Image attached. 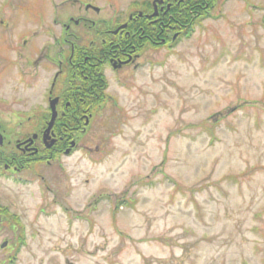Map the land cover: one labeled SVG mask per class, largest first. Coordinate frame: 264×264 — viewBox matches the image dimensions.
<instances>
[{
	"label": "rangeland",
	"instance_id": "1",
	"mask_svg": "<svg viewBox=\"0 0 264 264\" xmlns=\"http://www.w3.org/2000/svg\"><path fill=\"white\" fill-rule=\"evenodd\" d=\"M137 1L0 0V36L62 32L54 17L114 24ZM216 2L175 45L107 71L71 153L0 180L27 226L12 264H264V0ZM54 43L29 39V63ZM42 65L26 89L0 82L6 113L47 118Z\"/></svg>",
	"mask_w": 264,
	"mask_h": 264
},
{
	"label": "flooded vegetation",
	"instance_id": "2",
	"mask_svg": "<svg viewBox=\"0 0 264 264\" xmlns=\"http://www.w3.org/2000/svg\"><path fill=\"white\" fill-rule=\"evenodd\" d=\"M174 1L176 0H163V3L157 4L155 15H152L155 12L153 0L147 4L138 2L139 7L128 12L125 21L114 24L102 17H68L63 22L54 17L52 23L60 25L62 32L0 36V82L12 80L14 76V83L26 89L29 77H34L38 63L43 59L48 64L42 65L43 71L52 70L46 96V119L44 114H33L27 110L6 113L3 109L7 102L1 96L0 180L27 182L28 178L21 176L22 174L37 171L43 164L51 165L61 154H67V149L68 153L72 152L78 145L77 135L86 132L89 122L108 100L107 71H120L133 66L143 53L153 50L156 44L168 46L167 41L175 37L171 36L169 20L164 23ZM87 6L88 4L84 6L85 11L91 9ZM94 11L98 13L99 9ZM122 25L124 27L120 28ZM156 28L160 30L158 34L155 32ZM35 36H53L58 49H36L37 57L29 63L27 43ZM55 36H62L61 41ZM176 38L177 36L173 39ZM62 44L67 45L66 50L61 49ZM51 99H56L55 120L84 121V127L79 133L75 134L70 126L56 133L52 127L50 138L44 140L43 133L50 118ZM69 137L72 138L62 152H59L58 140ZM52 139L53 145L47 147ZM35 174L39 176V173ZM26 232L23 216L8 201L0 198V264L13 263L16 253L25 244Z\"/></svg>",
	"mask_w": 264,
	"mask_h": 264
},
{
	"label": "trees",
	"instance_id": "3",
	"mask_svg": "<svg viewBox=\"0 0 264 264\" xmlns=\"http://www.w3.org/2000/svg\"><path fill=\"white\" fill-rule=\"evenodd\" d=\"M151 0H140L133 3V9L139 7L138 2L150 3ZM217 0H176L172 2L168 15L164 19V23L168 20L171 27V36L177 34V38L174 41L169 42L168 46L175 45L182 37L189 36L193 31L194 26L201 24V22L211 17L212 10L215 7ZM146 6V5H145ZM159 28H156V34L159 33ZM157 37V36H156ZM158 38V37H157ZM161 46L156 44L155 47ZM103 90V87L102 89ZM94 107V105H92ZM83 120L79 119H56L54 122L53 130L54 132L61 131L64 127L70 126L75 134L79 133L78 131L84 127ZM59 135V134H58ZM69 138H63L58 140L57 146L59 147V152L65 148L68 144ZM66 143V144H65Z\"/></svg>",
	"mask_w": 264,
	"mask_h": 264
},
{
	"label": "water",
	"instance_id": "4",
	"mask_svg": "<svg viewBox=\"0 0 264 264\" xmlns=\"http://www.w3.org/2000/svg\"><path fill=\"white\" fill-rule=\"evenodd\" d=\"M163 2V0H153V5L155 6V12L152 14V15H155L156 14V5L157 4H161ZM97 10V8H94ZM121 27H124V25H122ZM176 36V35H174ZM55 105H56V99H51L49 101V108H50V111H51V114H50V119L49 121L47 122V126L44 130V133H43V138L44 140H47L50 138V130L53 126V123L55 121V118H56V115H57V112H56V108H55ZM54 143V140H50L49 144H47V147H51ZM69 152V149H67L65 151V153H68Z\"/></svg>",
	"mask_w": 264,
	"mask_h": 264
}]
</instances>
